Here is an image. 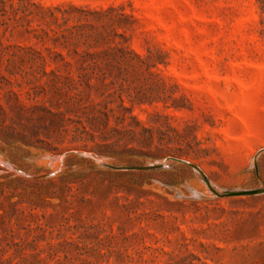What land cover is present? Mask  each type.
I'll return each instance as SVG.
<instances>
[{"label":"rangeland","instance_id":"obj_1","mask_svg":"<svg viewBox=\"0 0 264 264\" xmlns=\"http://www.w3.org/2000/svg\"><path fill=\"white\" fill-rule=\"evenodd\" d=\"M263 188L264 0H0V264H264Z\"/></svg>","mask_w":264,"mask_h":264},{"label":"water","instance_id":"obj_2","mask_svg":"<svg viewBox=\"0 0 264 264\" xmlns=\"http://www.w3.org/2000/svg\"><path fill=\"white\" fill-rule=\"evenodd\" d=\"M80 153H82V152H80ZM171 160L176 161V162H185L184 160H181L179 158H172ZM164 164H165V162L164 163H160V164H154V165L144 166L142 168L143 169H155V168L162 167ZM192 166H194V165H192ZM259 190H260L259 192H263L264 191V188L263 189H259ZM254 192L255 191H251V193H254Z\"/></svg>","mask_w":264,"mask_h":264},{"label":"trees","instance_id":"obj_3","mask_svg":"<svg viewBox=\"0 0 264 264\" xmlns=\"http://www.w3.org/2000/svg\"><path fill=\"white\" fill-rule=\"evenodd\" d=\"M75 52L77 53L76 50H75ZM87 54L89 55V53H87ZM81 58H83V59H82V62H81V65L87 63L88 59L86 58V54H85V55H81Z\"/></svg>","mask_w":264,"mask_h":264}]
</instances>
